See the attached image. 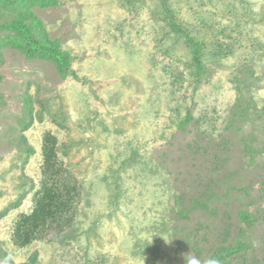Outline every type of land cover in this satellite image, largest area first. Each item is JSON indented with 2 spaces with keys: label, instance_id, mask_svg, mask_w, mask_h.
Instances as JSON below:
<instances>
[{
  "label": "rangeland",
  "instance_id": "rangeland-1",
  "mask_svg": "<svg viewBox=\"0 0 264 264\" xmlns=\"http://www.w3.org/2000/svg\"><path fill=\"white\" fill-rule=\"evenodd\" d=\"M15 1L0 0V22ZM201 2L204 40L224 28L235 48L207 55L198 78L163 0L33 6L72 55L65 74L0 37V264H263L264 0H169L187 20ZM47 134L80 185L78 214L21 248L12 236L33 209Z\"/></svg>",
  "mask_w": 264,
  "mask_h": 264
},
{
  "label": "trees",
  "instance_id": "trees-1",
  "mask_svg": "<svg viewBox=\"0 0 264 264\" xmlns=\"http://www.w3.org/2000/svg\"><path fill=\"white\" fill-rule=\"evenodd\" d=\"M10 2V0H1ZM18 5V13L11 20L0 22V36L7 44L20 49L29 58H43L56 63L58 69L63 73L71 71L72 55L69 51L63 49L59 41L51 40L44 29V23L39 16L32 10L33 6H54L58 4V0H16ZM205 4L201 2L199 6L202 11H195L193 18L184 19L181 17L182 9L175 4L169 3V0H163V9L168 14L166 19L167 26L170 31L167 35L183 37L184 43L190 49L191 60L187 62V66L192 70L191 73L196 78L202 76L207 70V55L213 59H225L231 55L235 45L229 43L223 38L227 34V30L222 28L213 36V42L204 40L207 36L206 30H209L213 23L210 21V11L206 13L203 9ZM196 12H198L196 14ZM201 14V15H200ZM182 19V20H181ZM218 31V30H217ZM234 32V30H231ZM223 35L222 37H220ZM227 35H231L228 32ZM232 36V35H231ZM235 38V37H233ZM178 39V38H177ZM236 40V39H234ZM208 60V59H207ZM175 83H185L186 75L184 71L173 72ZM3 76L0 74V83ZM175 94V91H172ZM178 97H174L177 101ZM29 113H33V102L30 97H26ZM189 117L182 122H189ZM33 117L31 116V121ZM30 124V122H29ZM28 126V124H27ZM29 154L34 150L31 146L25 149ZM43 163L40 169V180L38 188L34 194V206L31 212L23 213L17 220L12 242L18 247H26L34 241L41 239L45 234L53 230H65L70 227L78 214L79 208V183L72 174L65 169V163L59 156L58 140L56 137L47 134L45 137L43 148ZM29 160V156L25 157V162ZM26 194L21 195L23 197ZM242 218L250 223L251 214L242 213ZM242 250V243L237 245L221 247L220 252H225L230 256H235L237 252ZM34 254V259L37 256ZM219 252L215 253L218 255ZM23 264H34L31 263ZM264 264V262H263Z\"/></svg>",
  "mask_w": 264,
  "mask_h": 264
}]
</instances>
